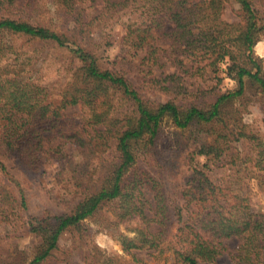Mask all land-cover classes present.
<instances>
[{"label": "trees", "instance_id": "16d2710c", "mask_svg": "<svg viewBox=\"0 0 264 264\" xmlns=\"http://www.w3.org/2000/svg\"><path fill=\"white\" fill-rule=\"evenodd\" d=\"M86 1L0 0V175L19 183L6 159L29 180L52 162L55 179L75 199L69 212L24 215L25 197L0 179V224L11 226L14 238L38 237L26 264L47 263L60 235L91 216L111 229L129 264H147L137 249L172 256L175 264L213 263L228 250V237L238 239L232 264H264V212L252 208L239 185L214 182L194 167L170 191L162 173L165 163L175 166L177 154L169 160L156 152L164 119L196 126L209 138L197 140L193 153L223 156L264 191V131L247 130L231 107L246 87L264 98V72L252 54L264 35V0H235L238 19L232 21L221 17L226 0H101L95 13H84ZM116 25L127 51L144 52L138 64L128 62L142 73L138 83L101 65L100 50L110 45ZM161 42L172 50L165 60ZM167 62L175 69L165 70ZM223 63L236 81L233 90L189 88L191 79L218 82ZM158 94L165 98H151ZM72 105L80 110L64 111ZM76 138L83 140L78 157L63 148ZM241 138L245 151L231 145ZM85 258L117 264L93 247Z\"/></svg>", "mask_w": 264, "mask_h": 264}, {"label": "rangeland", "instance_id": "374dc122", "mask_svg": "<svg viewBox=\"0 0 264 264\" xmlns=\"http://www.w3.org/2000/svg\"><path fill=\"white\" fill-rule=\"evenodd\" d=\"M94 2V6L92 7L90 6L91 0H87L84 4L83 12L95 13L94 7L97 6V9H99L102 1L95 0ZM42 3L46 4L47 2L46 0H42ZM237 8L238 4L235 0H226L221 17L228 21L238 19ZM46 14L49 15V13ZM122 33L123 28L120 25H116L110 37V45L103 46L100 50V62L103 67L110 68L115 66L117 69L123 70L125 76L131 82L138 83L142 73H140L139 68H130L128 62L132 61L138 64L144 52L139 51L134 53L133 51H127V47L120 41ZM160 46L162 47L160 51L162 58L160 60H165V57L169 56L172 50L167 42H161ZM252 54L258 58L262 72H264V35L253 46ZM123 56L126 57V61L121 60ZM149 63H151L150 60ZM142 67L145 68L144 65ZM224 67L225 63L219 67L220 69L217 72V76L219 77L218 82H216V78L205 82L191 79L189 88L194 89L199 83L200 87L215 84V90L219 92L233 90L236 87V81L221 69ZM163 68L168 71L175 69L169 65V62ZM151 98L163 100L165 97L162 94H158L151 96ZM231 107L234 111H239V115L246 124L247 130L255 132L257 130L260 132L264 131V120H262V117H264V98L261 97L256 88L246 87L244 95L235 99ZM228 109L230 110L229 107ZM79 110V105H72L66 107L64 111L71 113ZM197 128L196 126L179 128L174 126L169 119L163 120L156 152L158 156L161 155L163 159L169 158V160L172 159L171 156L177 154L175 166L171 167L173 165L171 162H164L165 171L162 174H164L165 187L170 191L177 190V186L184 182L192 168H203L205 173L214 182L231 181L233 185H239L240 189L247 194L252 208L264 212V191H261L255 177L247 176L249 173L242 167L231 166L223 156L216 160H209L206 156L193 153L192 150L197 144V140L209 138L208 133H200L201 131L197 130ZM82 144V138H76L72 142L64 143L63 148L65 151L78 157L76 150ZM177 145L181 149L179 148L177 153H173ZM231 145L241 151H245L247 140L241 138L238 141L232 142ZM136 146L135 153L139 161L142 162L146 156L141 153L144 146H142V143ZM5 163L8 170L19 183L16 184L13 181H9L2 175H0V179L9 183L17 196L23 195L25 197L26 208L22 211L24 215H42L44 212L57 214L70 211L75 199H72L71 195L67 193L68 190L63 186V183H59L55 179V177H58L56 175L57 166L52 164V162L44 164L43 172L40 173L39 179L32 178L30 180L26 178V175L22 173L12 159H6ZM173 171L175 172L174 176L172 174ZM106 214L111 217L109 211H106ZM183 217H185V210L183 211ZM15 233L19 234V231ZM12 234L14 233H12L11 226L0 224V264H26L34 253L38 237L34 233H29L14 238ZM225 243L228 250L218 256L215 262H199L198 264H232L233 260L230 252L236 247L238 239L236 237H228L225 239ZM89 247L98 248L103 254L112 256L117 264H129V255L123 251L121 244L111 229L102 226L97 221L96 216L87 217L78 226L65 230L57 240V247L52 251L53 255L44 264H91L85 258ZM135 253L147 264H175L172 256L155 257L147 250L142 249L135 250ZM166 255L168 254L166 253Z\"/></svg>", "mask_w": 264, "mask_h": 264}]
</instances>
